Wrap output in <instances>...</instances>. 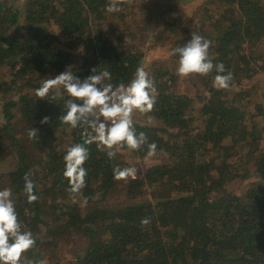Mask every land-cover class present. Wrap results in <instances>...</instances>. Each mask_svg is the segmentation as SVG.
Wrapping results in <instances>:
<instances>
[{"label": "trees", "instance_id": "16d2710c", "mask_svg": "<svg viewBox=\"0 0 264 264\" xmlns=\"http://www.w3.org/2000/svg\"><path fill=\"white\" fill-rule=\"evenodd\" d=\"M110 2L0 0V190H12L22 230L35 239L24 257L34 264H264V0H207L192 8L194 28L172 0L152 7L116 0L119 11L108 12ZM193 32L211 42L213 65L232 73L228 89L215 86L214 68L182 77L180 92L178 76L160 58L149 61L155 44L174 50ZM140 66L157 95L151 112H134V127L162 158L145 159L147 144L125 145L114 159L87 145L85 187L73 199L64 156L83 143L84 129L59 119L73 99L63 89L51 100L55 89L43 99L35 90L65 70L83 81L93 68L111 73L105 83L127 85ZM31 128L37 139L28 138ZM136 161L144 163L137 178H113L115 168ZM27 173L34 203L24 192ZM59 249L62 258H48Z\"/></svg>", "mask_w": 264, "mask_h": 264}, {"label": "clouds", "instance_id": "9594fccd", "mask_svg": "<svg viewBox=\"0 0 264 264\" xmlns=\"http://www.w3.org/2000/svg\"><path fill=\"white\" fill-rule=\"evenodd\" d=\"M106 10L108 12L119 11L116 0H111ZM211 42L204 39L198 32L192 33L191 40L184 46L173 50V55H178L177 74L187 77L191 74L207 75L215 68L217 75L214 84L220 89H228L233 79L232 73L225 72L223 63L213 65L208 56ZM108 70L98 71L91 69V75L81 81L72 71L65 70L54 78L43 79L42 85L35 90V95L41 99L48 97L51 90L55 89V95L51 99L61 96V89L73 99L66 101V114L60 116L64 124L72 128L84 129L83 143L70 146L64 156V177L69 181L67 192L73 199L81 193L85 187L87 169L84 164L89 159L87 145L96 144L97 149L106 152L109 159H114L117 150L127 146L131 150H139L143 145H148L145 159L157 156L156 143H148L145 133L137 134L134 127V112L149 113L156 103L157 89L155 82L143 66L136 69L133 79L125 85L120 83L113 86L105 83L111 80ZM76 101H80L77 103ZM151 119V117H149ZM49 118L45 116L41 124H47ZM29 139H37L38 132L31 128L27 132ZM163 152V150H160ZM137 167L115 168L113 178L115 180H127L137 178ZM24 192L29 203L37 201L35 184L31 174L24 176ZM12 190L4 188L0 190V264H34L32 260L24 257L34 245L35 239L30 231L22 230L18 215L12 200ZM87 204V198H84ZM150 218L141 220L142 225H148ZM40 264H45L41 261Z\"/></svg>", "mask_w": 264, "mask_h": 264}, {"label": "rangeland", "instance_id": "374dc122", "mask_svg": "<svg viewBox=\"0 0 264 264\" xmlns=\"http://www.w3.org/2000/svg\"><path fill=\"white\" fill-rule=\"evenodd\" d=\"M135 2L133 3L135 6H138L140 4V0H134ZM166 1L169 0H144V3L147 6L152 7V5L157 4V5H161L163 2L165 3ZM171 1V0H170ZM207 0H172V2H174L176 4V6H178L180 9H182L184 11V13H186L188 19L186 21V24L189 28H194V25H196V23L194 22V20L196 21L197 19H189V17H191V11L192 8L197 5V4H201L204 6V4H206ZM189 24V25H188ZM185 33H188L186 29H182ZM139 47L143 48V46L141 45V43H139ZM172 44H170V46L159 42L157 44H155L154 47H151L148 49L147 54L150 56L149 61L150 62H154L156 61V59L158 60L160 58V61H158V65L163 68V69H167L170 70L171 73L175 74L178 76V80H177V88L178 90L181 92L183 87H185L186 85V81L184 80V78H182V76H179L177 74V68H178V64L175 61H170L169 58L172 56L171 52H172ZM259 53L264 57V48L261 47V50H259ZM156 64V65H157ZM261 78L260 80V84L264 85V75L260 76ZM252 92V91H250ZM1 105V102H0ZM0 123H1V118H0ZM162 158V156H155L153 157L150 161H155V160H160ZM135 166L138 169H142L144 163L139 161L135 162ZM144 170V169H143ZM48 258H56V257H60L62 258L64 256V250L63 249H59V250H54V251H48Z\"/></svg>", "mask_w": 264, "mask_h": 264}]
</instances>
